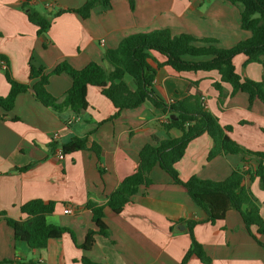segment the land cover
Instances as JSON below:
<instances>
[{
	"label": "crops",
	"instance_id": "obj_1",
	"mask_svg": "<svg viewBox=\"0 0 264 264\" xmlns=\"http://www.w3.org/2000/svg\"><path fill=\"white\" fill-rule=\"evenodd\" d=\"M23 1L0 0V53L8 58L12 77L29 85L36 81L28 77L30 58L46 71L63 60L75 68L90 61L108 68L102 59L104 51L115 48L131 33L167 28L172 34L214 37L221 47H230L250 35L240 26L238 7L227 0H134L133 8L127 0H111L108 9L92 10L85 19L74 12H63L53 18L46 32L38 35L37 26L20 7ZM83 2L29 0L32 8L47 16ZM152 54L164 60L162 55ZM245 59L242 54L233 57L236 72L259 80L261 64L245 63ZM218 79L215 70L176 72L163 65L157 71L153 90L170 102L194 89L190 81H198L204 108L216 115L221 125L232 126L228 135L245 149L264 151V104L257 99L249 103L247 95L240 91L230 95L228 83H223L226 97L220 104L211 85ZM126 80L131 83L129 77ZM70 84L66 73L52 74L47 90L61 98ZM8 89L0 64V96L6 95ZM86 98L88 107L81 115L70 110L60 114L51 111L34 99L30 89L16 96L11 110L0 107V264H82L79 245L87 231L95 228L86 202L105 203L119 182L133 172L141 147L151 141L152 135L164 139L181 134L176 128L166 130L161 125L166 115L148 101L103 121L114 113L113 104L95 86H88ZM89 130L93 131L87 135V146L92 142L99 145L100 163L89 148L61 151L62 144ZM211 146L207 133L187 144L175 164L180 179L195 175L222 180L242 165L236 154H219L208 160ZM60 152L62 158L57 157ZM25 165H29L27 170H18ZM149 177L151 183L140 185L120 212L105 210L103 221L108 233L94 235V243L85 253L91 261L180 264L191 242L184 220L194 219L199 221L193 227L194 238L209 256L210 264H264V247L246 229L239 212L228 210L222 220L211 224L185 188L174 183L157 164L150 169ZM244 184L257 199L264 219V189L259 178L245 177ZM35 198L54 201L47 222L70 231L49 239L43 248H30L15 239L6 222V218L25 219L20 206ZM65 207L72 212L65 213ZM257 238L264 243V234ZM184 264L202 263L193 255Z\"/></svg>",
	"mask_w": 264,
	"mask_h": 264
},
{
	"label": "trees",
	"instance_id": "obj_2",
	"mask_svg": "<svg viewBox=\"0 0 264 264\" xmlns=\"http://www.w3.org/2000/svg\"><path fill=\"white\" fill-rule=\"evenodd\" d=\"M127 1L129 7L133 8L134 0ZM227 1L238 7L240 26L250 32L247 38L230 47L219 46L214 37L196 38L187 33L172 34L167 28L136 32L124 36L115 48L104 51L102 59L108 64V68L96 61L75 68L63 60L46 71L43 66L34 64L30 58L28 77L36 79L32 85L14 79L10 73L8 58L0 53V63L2 61L5 64L4 77L9 84L7 94L0 96V107L5 111L11 110L19 93L30 89L34 99L51 111L60 114L64 110H70L75 115H81L88 107L87 88L95 86L115 108L114 113L103 121L116 118L123 109L135 108L148 101L166 115V120L161 122L166 130L176 128L181 132L178 137L168 136L164 139L152 135L151 141L141 147L133 172L119 182L105 203L97 204L90 200L86 202L95 228L87 231L79 245L83 251L80 258L82 264H105L91 261L85 255L94 243V235L106 236L108 233L103 221L105 210L120 212L140 185L151 183L149 171L156 164L167 172L174 183L185 188L191 201L205 212V221L214 224L222 220L228 210L234 209L239 212L243 224L253 238L264 247V243L257 238V235L264 234V219L260 214L257 199L244 184L245 177L249 180L258 177L260 186L264 189V151L245 149L228 135L232 126L221 125L217 116L204 108L202 92L197 87L198 81H190V87L194 89L170 102H165L153 90L155 76L163 65L170 66L176 72L215 70L219 79L211 85L217 91L220 104L226 97L223 83L231 86L230 95L240 91L247 95L249 103L257 99L264 104V0ZM110 6L111 0H84L78 7L61 8L47 16L32 8L29 0L20 5L21 9L25 10L27 19L37 26L38 35L46 32L53 18L63 12H74L85 19L92 10L104 11ZM152 51L162 55L164 60L159 61ZM238 54L246 57L245 63L261 64L262 74L259 80L241 77L236 72L233 57ZM61 73H66L71 78V84L62 97L58 98L47 90V84L50 75ZM126 77L130 78L131 83ZM170 114H174L175 119L170 118ZM92 131L89 130L83 136L72 137L62 144L61 151L71 153L89 148L100 163L99 145L92 142L87 146V135ZM202 133H207L212 139L208 160L219 154H236L241 158L242 165L234 168L222 180L203 179L195 175L187 180L180 179L175 164L183 156L187 144ZM28 168L29 165H25L18 170L24 171ZM99 169L101 170L100 167ZM54 205L52 200L39 198L23 203L20 210L25 219L6 218L14 238L25 242L30 248H43L49 239L58 238L65 232L69 233L68 228L47 222V216L53 211ZM184 221L191 242L180 264H184L193 255L202 264H210L209 256L193 235V227L199 221ZM252 228L255 229L254 233L251 232Z\"/></svg>",
	"mask_w": 264,
	"mask_h": 264
},
{
	"label": "built area",
	"instance_id": "obj_3",
	"mask_svg": "<svg viewBox=\"0 0 264 264\" xmlns=\"http://www.w3.org/2000/svg\"><path fill=\"white\" fill-rule=\"evenodd\" d=\"M0 64H1L2 66L5 65L4 62H2V61H1ZM57 157H58V158H62V157H63L62 152H60V153L57 155ZM63 211H64L65 213H71V212H72L71 209H70V207H65V208L63 209Z\"/></svg>",
	"mask_w": 264,
	"mask_h": 264
},
{
	"label": "water",
	"instance_id": "obj_4",
	"mask_svg": "<svg viewBox=\"0 0 264 264\" xmlns=\"http://www.w3.org/2000/svg\"><path fill=\"white\" fill-rule=\"evenodd\" d=\"M169 117L172 118V119H175V115L174 114H170Z\"/></svg>",
	"mask_w": 264,
	"mask_h": 264
}]
</instances>
